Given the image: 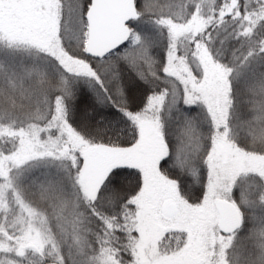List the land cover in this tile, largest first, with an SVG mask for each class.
I'll return each instance as SVG.
<instances>
[{"label":"snow or ice","instance_id":"6c2138e0","mask_svg":"<svg viewBox=\"0 0 264 264\" xmlns=\"http://www.w3.org/2000/svg\"><path fill=\"white\" fill-rule=\"evenodd\" d=\"M0 264H264V0H0Z\"/></svg>","mask_w":264,"mask_h":264}]
</instances>
